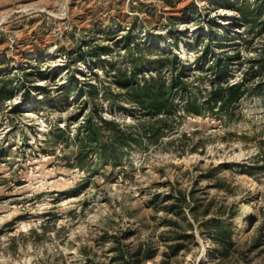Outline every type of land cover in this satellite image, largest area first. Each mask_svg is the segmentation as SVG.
Returning a JSON list of instances; mask_svg holds the SVG:
<instances>
[{
  "label": "rangeland",
  "instance_id": "obj_1",
  "mask_svg": "<svg viewBox=\"0 0 264 264\" xmlns=\"http://www.w3.org/2000/svg\"><path fill=\"white\" fill-rule=\"evenodd\" d=\"M176 73L166 106L140 102ZM144 250L264 264V0H0V264Z\"/></svg>",
  "mask_w": 264,
  "mask_h": 264
},
{
  "label": "trees",
  "instance_id": "obj_2",
  "mask_svg": "<svg viewBox=\"0 0 264 264\" xmlns=\"http://www.w3.org/2000/svg\"><path fill=\"white\" fill-rule=\"evenodd\" d=\"M182 71H187L185 67L181 68ZM120 83L127 84L129 82L128 78L119 80ZM178 85H182V89L186 86L185 81L182 80L181 76L176 73L174 76H172L169 85H165L164 83L162 84H157V85H152L149 83H143V84H136L135 88V94L140 95V102L143 104L149 103L150 106L155 109V110H161L164 106L168 104L167 96L166 94L168 93V89H172L173 87H176ZM216 96L220 98V101L222 102V105L225 106L226 104L234 103L237 102L245 93H246V87H244V80L237 81V82H227L225 85H222L219 90L214 92ZM103 122L111 126L112 128H116L118 131L124 132V127L121 126L118 122H116L113 119L106 120L102 119ZM86 125L92 132H96L98 125L96 126L95 123H93L92 118H89L85 121ZM176 201L179 203H175L177 206H181L183 202H185L184 196L182 197L179 195V197L176 199ZM181 209H179L180 211ZM231 233V228L230 227H221L220 230L218 231V237L215 238L216 242H220L221 244L225 245L226 240L225 238H229ZM142 248L138 249L139 251ZM215 253V251L212 252V256ZM143 257L140 259L139 257L132 258L131 255H126L123 251H120L119 257L117 258L118 260L121 261L119 264H138L142 260L146 258L152 257L150 251H145L144 254L141 256Z\"/></svg>",
  "mask_w": 264,
  "mask_h": 264
},
{
  "label": "bare ground",
  "instance_id": "obj_3",
  "mask_svg": "<svg viewBox=\"0 0 264 264\" xmlns=\"http://www.w3.org/2000/svg\"><path fill=\"white\" fill-rule=\"evenodd\" d=\"M250 211V205L248 206V208H247V212H249ZM241 222H244V220L241 218V220H240ZM206 253H207V251H206ZM204 255V254H203Z\"/></svg>",
  "mask_w": 264,
  "mask_h": 264
}]
</instances>
